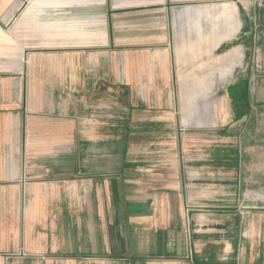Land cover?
Here are the masks:
<instances>
[{
    "label": "crops",
    "instance_id": "1",
    "mask_svg": "<svg viewBox=\"0 0 264 264\" xmlns=\"http://www.w3.org/2000/svg\"><path fill=\"white\" fill-rule=\"evenodd\" d=\"M264 9L0 0V264H264Z\"/></svg>",
    "mask_w": 264,
    "mask_h": 264
},
{
    "label": "built area",
    "instance_id": "2",
    "mask_svg": "<svg viewBox=\"0 0 264 264\" xmlns=\"http://www.w3.org/2000/svg\"><path fill=\"white\" fill-rule=\"evenodd\" d=\"M258 8L264 9V0H252Z\"/></svg>",
    "mask_w": 264,
    "mask_h": 264
},
{
    "label": "rangeland",
    "instance_id": "3",
    "mask_svg": "<svg viewBox=\"0 0 264 264\" xmlns=\"http://www.w3.org/2000/svg\"><path fill=\"white\" fill-rule=\"evenodd\" d=\"M261 239H264V233H261Z\"/></svg>",
    "mask_w": 264,
    "mask_h": 264
}]
</instances>
